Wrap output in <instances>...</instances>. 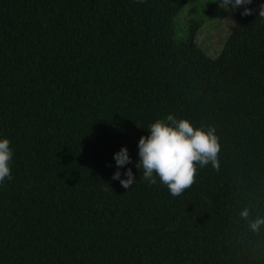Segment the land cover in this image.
Returning <instances> with one entry per match:
<instances>
[{"label": "trees", "instance_id": "trees-1", "mask_svg": "<svg viewBox=\"0 0 264 264\" xmlns=\"http://www.w3.org/2000/svg\"><path fill=\"white\" fill-rule=\"evenodd\" d=\"M190 0H0V264H264V0L222 52L176 38ZM215 128L220 169L173 197L135 167L148 126ZM126 146L136 183L112 179ZM122 178L124 168L120 169ZM250 210L248 220L240 211Z\"/></svg>", "mask_w": 264, "mask_h": 264}, {"label": "clouds", "instance_id": "clouds-1", "mask_svg": "<svg viewBox=\"0 0 264 264\" xmlns=\"http://www.w3.org/2000/svg\"><path fill=\"white\" fill-rule=\"evenodd\" d=\"M143 2V0H138ZM226 5V10L240 11L242 16L252 14V0H221ZM260 16H264L261 9ZM148 135L141 136L137 142L138 159L135 167L141 172L143 179L149 184H156L157 180L167 187L173 197L180 196L195 183L197 166L205 168L211 166L219 171V153L221 144L215 134V128L194 127L191 121L177 118L168 114L165 118L157 119L147 128ZM11 141L6 137H0V185L6 180L12 179L11 161L13 158ZM116 171L112 179L119 181L125 189H130L135 183L131 168H125L132 164V158L126 146L113 153ZM124 168L123 177L120 169ZM239 216L248 220L250 210L243 208ZM250 231L257 233L264 229V216H257L248 224Z\"/></svg>", "mask_w": 264, "mask_h": 264}, {"label": "rangeland", "instance_id": "rangeland-1", "mask_svg": "<svg viewBox=\"0 0 264 264\" xmlns=\"http://www.w3.org/2000/svg\"><path fill=\"white\" fill-rule=\"evenodd\" d=\"M237 11H232L230 6L226 10V5L221 0H190L174 17L176 38L185 39L189 33L191 20L202 19L196 35L197 43L207 55L217 57L235 24Z\"/></svg>", "mask_w": 264, "mask_h": 264}]
</instances>
